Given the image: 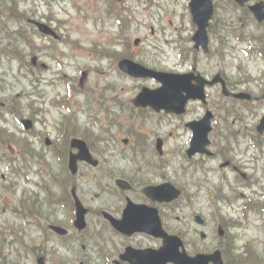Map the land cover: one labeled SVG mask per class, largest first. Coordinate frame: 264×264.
Returning <instances> with one entry per match:
<instances>
[{"label":"rangeland","instance_id":"1","mask_svg":"<svg viewBox=\"0 0 264 264\" xmlns=\"http://www.w3.org/2000/svg\"><path fill=\"white\" fill-rule=\"evenodd\" d=\"M184 1L185 0H141V3L137 4L134 0H127V6L133 11L132 18L130 19L132 20L131 39L133 40L136 37H140L144 40L139 49L131 47L128 51L129 54L134 56L136 60L147 65L154 64L159 69H179L175 66L180 63L182 59L178 53L180 50L172 49L176 44L168 43L166 37L163 35L161 27L165 26L167 28V38L173 39L176 37V26H180L179 29L181 30L183 29L181 25L190 24L187 11L182 7ZM75 3L77 2H74V0H29V3L24 7L25 9L23 8V11L27 12V14H37L38 17H46L52 13L56 16L57 20H67L68 22L61 27V31L66 34H71L73 38L86 46H90L94 41H99L101 44H108L111 37L118 32V29L114 25L115 23L109 18H106L105 23L96 20L97 15H103V12L97 13L95 10V8L103 10L102 2L94 6L92 4L89 5L87 0H78L77 4L84 6L82 11L77 9ZM160 17L164 18L163 22H161ZM44 20L46 21V19ZM64 22L65 21H63L62 24H64ZM169 24L171 25L170 28L168 26ZM152 27L155 28V32H152ZM5 30H10L9 24H4L3 20L0 19V52L8 45L6 39L3 37ZM27 31L30 37L33 35L31 33L35 32L32 38H35L37 42H42L43 36L38 34L35 30L28 28ZM229 40V45L231 47L232 45H237V40L234 37H230ZM9 48H14V45H9ZM67 52L70 53L69 51ZM83 52L86 51L84 50ZM67 56L68 57L65 59L66 70L70 73L76 70V67L72 66H78L80 63L87 62L88 60L83 56L74 57L70 54ZM240 59L248 58L241 52L235 54L229 53L225 59H222V62H220L219 59H213L212 64L215 63V65L219 64L223 66L230 71L232 76H235L239 72L237 67L240 65ZM244 63L247 64L250 69L254 70L256 68V65L250 64L248 60H245ZM91 64H95V62L91 61ZM96 68L95 73L92 75V83L90 85L100 88V92L98 95H95L94 98L100 99V107H104V116L107 120H114L121 124V130L117 137L122 140V144L116 140L111 144V149H115L117 152L115 153L116 156L110 157L112 165L109 171L120 174L121 176L126 175L131 177L130 179L137 184L172 181L177 185L187 188L188 194L186 197L191 196L195 203H188L189 205H185L183 208H181L183 202L174 205V220L172 221V226L175 230H181L187 235L189 238V248L194 251V254L197 252L208 253L214 251L218 238L216 225L217 221H219L218 211H222L224 214H229L233 211L231 210V206L219 205L214 199L215 191L212 185L213 183L221 182L220 177L216 173V166L220 162L218 158H208L203 162L196 159L193 162H189L184 153L185 140L189 133L182 127V122L185 119L193 118L194 115H198L202 111L201 106H193L192 104L187 114L184 116V119L158 117L150 110H137L127 102V99L125 106L121 109L116 105L118 96L121 95L122 99L133 97L137 92V89L133 86L145 82L134 81L126 75L120 74L117 69L113 68V65L106 61L99 63ZM184 68H186V66ZM6 72V68L1 65L0 74H3V78L0 79V103L4 102L6 106H0V113L2 111L5 112L7 121L0 118V154L5 159H11L13 162L12 166L15 169L23 163V156H13L8 152L7 148L8 145L12 143V145L19 150L22 148L25 138L21 133L19 124L10 112L13 106L12 97L20 92V90H16L15 87L21 86V83L19 82L20 79H18L17 83H14L15 80L4 75ZM7 86L10 88L6 90ZM122 88H125V92H122ZM47 90L50 95H54L57 91L61 90V88L54 90L48 87ZM83 100L84 97L82 96V101ZM19 102L15 103V107L21 108L26 105L24 101H21L22 103ZM221 104H224V102L221 101ZM98 105L99 102L95 101V106L97 107ZM46 107L44 108L49 110L46 117L49 121L48 130L52 132L53 136H56L55 124L59 121V111H56L55 108H51L50 110L48 106ZM91 109L93 110V105ZM107 109H112V114H108L106 111ZM75 115L78 121L84 124L85 120L89 122L88 117L91 116V110L89 106L84 103L81 108L76 111ZM238 126V124H235L233 127L239 130V128H237ZM154 135H156V137L162 136L167 141L165 154L163 156H160L155 149ZM124 138L129 139L128 145L123 143ZM262 139H264V137H262ZM246 144V141H244L241 148L244 149ZM234 147L236 146L234 145ZM48 156L49 155H45V157ZM196 164L199 165L198 169L195 168ZM222 171L223 170H221V173ZM8 175V167L0 165V192L4 190L3 187L5 185H8L5 178ZM231 177H229V181L227 180L228 186L241 185L237 183L235 178L233 179V175H231ZM102 181L106 182L105 178H103ZM20 183L23 185V181ZM90 186L91 193L93 194L97 189L95 181H92ZM136 186L139 187V185ZM243 191L249 193V190L245 189ZM111 196L112 191L110 193L108 192L107 195L99 201L104 200L106 202ZM86 197L93 207V212H91L87 218L90 231L107 232L111 241L114 238L119 243L122 238L115 236L105 222L97 215L101 204H99L97 200L90 202L91 198L89 195H86ZM111 199L115 200L116 203L120 201L118 200L119 197H112ZM234 201L237 205L241 202V197L238 196ZM195 212H199L206 217L207 222L205 227H199L194 223L193 214ZM177 216H181L184 219L177 221ZM236 216L237 215L234 214L231 217L235 218ZM1 218L2 217H0V219ZM8 218L12 219L13 216L9 215ZM255 219L254 217L252 220L249 228L250 232L258 229V223L261 224V221ZM65 220L68 222V219ZM54 221H58V219ZM201 230L207 233L208 238L206 240L201 239ZM250 232H247L248 235ZM260 235L264 238V233ZM239 240H243V238ZM110 245L113 244L110 243ZM32 247L33 244H30L29 247L22 245L21 237L15 238L10 248V260L20 262V264H36L34 262L35 256L30 252V248ZM6 251L8 252V250ZM20 252H23V254L20 255ZM47 264L58 263L52 255H48Z\"/></svg>","mask_w":264,"mask_h":264},{"label":"flooded vegetation","instance_id":"2","mask_svg":"<svg viewBox=\"0 0 264 264\" xmlns=\"http://www.w3.org/2000/svg\"><path fill=\"white\" fill-rule=\"evenodd\" d=\"M214 5V13L212 16L211 23L212 24H223L222 19L220 17H224L226 12L225 8L229 6V12L233 10V16L238 17L240 19L241 24H257L260 26H264V20L260 21L259 16H264V0H248L247 3L240 5L235 0H212ZM259 5L260 9L257 11L252 9V7ZM215 7H216V15H215ZM232 10H231V8ZM221 13V14H220ZM210 23V24H211ZM240 262L239 258L234 259V263Z\"/></svg>","mask_w":264,"mask_h":264},{"label":"water","instance_id":"3","mask_svg":"<svg viewBox=\"0 0 264 264\" xmlns=\"http://www.w3.org/2000/svg\"><path fill=\"white\" fill-rule=\"evenodd\" d=\"M203 257H198V258H196L195 260H200V259H202ZM207 259V258H206ZM207 262V261H206ZM206 262L204 263V260L202 259L201 261H197V264H206Z\"/></svg>","mask_w":264,"mask_h":264}]
</instances>
